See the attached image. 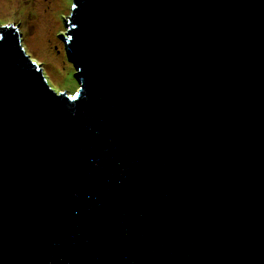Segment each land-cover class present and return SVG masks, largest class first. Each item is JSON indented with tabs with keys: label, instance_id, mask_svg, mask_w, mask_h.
I'll return each instance as SVG.
<instances>
[{
	"label": "water",
	"instance_id": "1",
	"mask_svg": "<svg viewBox=\"0 0 264 264\" xmlns=\"http://www.w3.org/2000/svg\"><path fill=\"white\" fill-rule=\"evenodd\" d=\"M77 90L0 27V264H264V0H71Z\"/></svg>",
	"mask_w": 264,
	"mask_h": 264
},
{
	"label": "rangeland",
	"instance_id": "2",
	"mask_svg": "<svg viewBox=\"0 0 264 264\" xmlns=\"http://www.w3.org/2000/svg\"><path fill=\"white\" fill-rule=\"evenodd\" d=\"M70 5L71 0H0V27L16 24L25 54L41 68L52 90L67 95L77 90L71 76L75 70L55 35L65 37L59 15L67 17Z\"/></svg>",
	"mask_w": 264,
	"mask_h": 264
},
{
	"label": "trees",
	"instance_id": "3",
	"mask_svg": "<svg viewBox=\"0 0 264 264\" xmlns=\"http://www.w3.org/2000/svg\"><path fill=\"white\" fill-rule=\"evenodd\" d=\"M77 86V85H76Z\"/></svg>",
	"mask_w": 264,
	"mask_h": 264
}]
</instances>
